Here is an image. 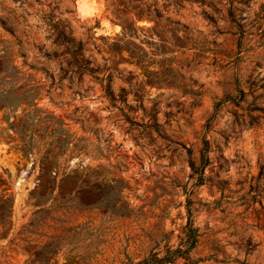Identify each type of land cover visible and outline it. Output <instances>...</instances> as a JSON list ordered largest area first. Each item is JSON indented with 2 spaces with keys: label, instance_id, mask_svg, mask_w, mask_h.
<instances>
[{
  "label": "rangeland",
  "instance_id": "374dc122",
  "mask_svg": "<svg viewBox=\"0 0 264 264\" xmlns=\"http://www.w3.org/2000/svg\"><path fill=\"white\" fill-rule=\"evenodd\" d=\"M88 1L91 16L78 0H0V193L13 201L0 264H32L49 241L63 243L49 264L162 255L181 243L188 198L199 232L189 264H264V0L234 3L242 30L228 0ZM55 26L82 44L92 72H71ZM204 137L196 184L184 147L199 164ZM45 154L57 179L93 174L91 206L49 209L57 201L38 188ZM34 217L36 233H19Z\"/></svg>",
  "mask_w": 264,
  "mask_h": 264
},
{
  "label": "trees",
  "instance_id": "16d2710c",
  "mask_svg": "<svg viewBox=\"0 0 264 264\" xmlns=\"http://www.w3.org/2000/svg\"><path fill=\"white\" fill-rule=\"evenodd\" d=\"M249 0H228L225 5H227L228 10V18L234 25L241 29V25L237 21V19L234 16V11L237 10V8L234 6L235 2L244 3L246 4ZM153 20L156 21V19H161V15L159 13H155L151 16ZM165 20L169 21V23H172L176 25V27L180 26L184 32L187 33L189 30L188 27L184 24H181L179 21H172L169 18H165ZM157 23V21H156ZM4 28L11 32V34L14 35L13 31L11 29H8V27L5 25V22H2ZM122 26V30L125 29L124 22H120ZM55 39L54 42L58 46H64V52H67L70 54L71 58L68 60V63L73 62L74 64H77V70L71 71L76 74H83L87 71L92 72V69H88L87 67H83L82 65H86L89 63L88 60L83 58L81 52H82V44L78 41H75L74 38L71 36L70 33H67L64 29L59 28L58 26H55ZM19 44L22 43L20 39L17 40ZM41 50V49H40ZM20 56L26 57V53L22 48L20 47L18 50ZM42 52V51H41ZM43 55L46 60L50 59L51 57L56 58L60 54L57 53V51L50 52H43ZM2 59H0L1 64ZM25 63L26 61L23 60ZM26 64V63H25ZM34 69H40L44 72L48 71V68L46 66H40L35 67L34 65H30ZM60 72L58 73V79H62L67 73L68 70L64 68L62 65L60 66ZM49 77L52 78V74H49ZM107 90V93L110 95L111 92L109 90V87H105ZM23 138V137H22ZM187 154H188V162L191 169V175H196V184H201L204 180V168L209 162V141L204 137L202 140V147L200 149V160L199 164H196L193 158L191 157V149L189 147H184ZM55 155L49 157V155L45 154L41 157L40 160V176L38 180V188L40 189L39 195L41 196L46 192L47 189H50V198L54 201H57L56 204L50 205L49 209L54 208H80V207H89L91 206L92 198L96 196V193L91 188V177L93 176L92 173L86 172V173H72V174H65L59 179H57V170L55 169L56 165L54 162ZM88 170V169H87ZM56 192L54 193V191ZM191 200L188 198L186 202V210H187V220L186 224L184 226L183 230V236L181 238V243L176 248H171L167 246L164 250V253L160 255V251H152L149 254H147L142 259L132 262L129 261L127 264H164V263H170L175 261L177 258H184L185 261H187L189 264L191 263L190 259V251L196 246L199 232L198 227L194 223V217H193V210L191 209ZM12 206L13 201L8 196H4L3 193H0V237H6L8 235L9 230L11 229L13 223L11 220L12 216ZM51 207V208H50ZM47 208H39L33 212L34 216L37 214H46ZM40 217V216H39ZM39 217L32 218L27 224L22 225V230L19 233H36V226L38 224ZM22 241L27 242V236L20 237ZM64 240H67L64 239ZM12 241V239H10ZM62 244V245H61ZM66 245H69L70 242L64 243ZM60 246H63V243L60 241L57 242H46L43 245H41L36 251H34V257L31 258V263H38V264H49L50 258L52 252H55ZM35 247V246H34ZM71 251V248H68L64 253H69ZM31 255V253L29 252Z\"/></svg>",
  "mask_w": 264,
  "mask_h": 264
},
{
  "label": "bare ground",
  "instance_id": "6f19581e",
  "mask_svg": "<svg viewBox=\"0 0 264 264\" xmlns=\"http://www.w3.org/2000/svg\"><path fill=\"white\" fill-rule=\"evenodd\" d=\"M77 4L81 16H91L97 11L96 7L88 0H78Z\"/></svg>",
  "mask_w": 264,
  "mask_h": 264
}]
</instances>
